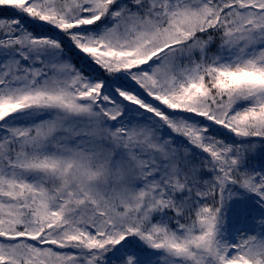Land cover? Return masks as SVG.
Returning <instances> with one entry per match:
<instances>
[{"label": "snow or ice", "instance_id": "snow-or-ice-1", "mask_svg": "<svg viewBox=\"0 0 264 264\" xmlns=\"http://www.w3.org/2000/svg\"><path fill=\"white\" fill-rule=\"evenodd\" d=\"M0 264H264V0H0Z\"/></svg>", "mask_w": 264, "mask_h": 264}]
</instances>
